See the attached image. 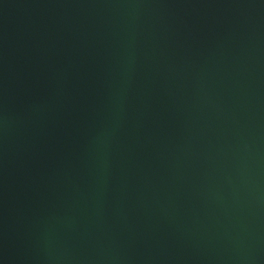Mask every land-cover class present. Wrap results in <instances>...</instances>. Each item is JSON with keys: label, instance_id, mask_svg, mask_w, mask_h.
<instances>
[{"label": "water", "instance_id": "1", "mask_svg": "<svg viewBox=\"0 0 264 264\" xmlns=\"http://www.w3.org/2000/svg\"><path fill=\"white\" fill-rule=\"evenodd\" d=\"M0 264H264V0H0Z\"/></svg>", "mask_w": 264, "mask_h": 264}]
</instances>
